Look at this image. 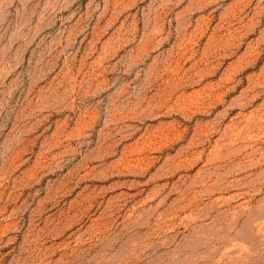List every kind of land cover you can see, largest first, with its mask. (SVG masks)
<instances>
[{"label": "rangeland", "instance_id": "1", "mask_svg": "<svg viewBox=\"0 0 264 264\" xmlns=\"http://www.w3.org/2000/svg\"><path fill=\"white\" fill-rule=\"evenodd\" d=\"M0 264H264V0H0Z\"/></svg>", "mask_w": 264, "mask_h": 264}]
</instances>
